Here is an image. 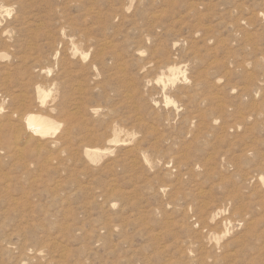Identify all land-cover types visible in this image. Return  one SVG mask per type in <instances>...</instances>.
<instances>
[{
  "label": "rangeland",
  "instance_id": "rangeland-1",
  "mask_svg": "<svg viewBox=\"0 0 264 264\" xmlns=\"http://www.w3.org/2000/svg\"><path fill=\"white\" fill-rule=\"evenodd\" d=\"M0 264H264V0H0Z\"/></svg>",
  "mask_w": 264,
  "mask_h": 264
},
{
  "label": "bare ground",
  "instance_id": "bare-ground-1",
  "mask_svg": "<svg viewBox=\"0 0 264 264\" xmlns=\"http://www.w3.org/2000/svg\"><path fill=\"white\" fill-rule=\"evenodd\" d=\"M17 64H19V63H17ZM172 71H175V69H172ZM31 112L30 113L26 112V113H23V114L17 116L18 117L17 121L20 123V125H17V126H19V128L13 129V130H15V132H14L15 138L14 139L16 141V147L17 148H19L21 141L24 139V137H27V139L29 138L28 140L33 139L35 137L46 138V137H49L50 135L54 134L59 129V127L56 125V123L53 120H51L47 117L41 116V115L33 114ZM115 142H119V141H115ZM250 147H251V145H250Z\"/></svg>",
  "mask_w": 264,
  "mask_h": 264
}]
</instances>
